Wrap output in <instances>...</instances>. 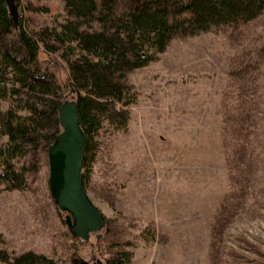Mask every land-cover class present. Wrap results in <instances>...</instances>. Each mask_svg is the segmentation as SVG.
Returning a JSON list of instances; mask_svg holds the SVG:
<instances>
[{
  "label": "rangeland",
  "instance_id": "obj_1",
  "mask_svg": "<svg viewBox=\"0 0 264 264\" xmlns=\"http://www.w3.org/2000/svg\"><path fill=\"white\" fill-rule=\"evenodd\" d=\"M15 5L30 31L66 18L62 0ZM38 59L62 102L75 101L59 53L41 49ZM127 81L138 92L128 131L101 139L86 182L108 220L98 244L76 238L56 207L43 149L36 166L30 156L21 161L30 167L23 189L0 186V248L58 264H103L119 251L131 253L128 264H264V13L175 35Z\"/></svg>",
  "mask_w": 264,
  "mask_h": 264
},
{
  "label": "trees",
  "instance_id": "obj_2",
  "mask_svg": "<svg viewBox=\"0 0 264 264\" xmlns=\"http://www.w3.org/2000/svg\"><path fill=\"white\" fill-rule=\"evenodd\" d=\"M66 18L57 26L18 31L6 0H0V186L23 189L31 157L37 165L60 132L58 111L63 91L55 75L39 63L41 49L59 53L68 66L84 135L82 186L86 191L101 139L125 134L138 92L127 73L158 61L175 35H198L236 27L264 13V0H62ZM106 221H108L106 219ZM152 243L154 233L142 231ZM119 251L103 264H128ZM3 264H58L31 250L17 255L0 248Z\"/></svg>",
  "mask_w": 264,
  "mask_h": 264
},
{
  "label": "water",
  "instance_id": "obj_3",
  "mask_svg": "<svg viewBox=\"0 0 264 264\" xmlns=\"http://www.w3.org/2000/svg\"><path fill=\"white\" fill-rule=\"evenodd\" d=\"M6 3L16 23L15 0H6ZM58 122L60 132L47 148L51 197L58 210L65 213L66 224L74 236L95 247L98 244L95 234L101 237L107 221L82 186L84 135L76 100L61 103Z\"/></svg>",
  "mask_w": 264,
  "mask_h": 264
}]
</instances>
